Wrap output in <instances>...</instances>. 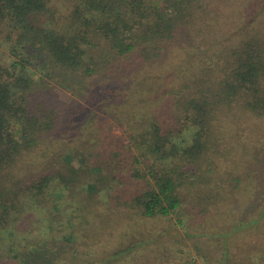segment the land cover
<instances>
[{
  "label": "trees",
  "instance_id": "1",
  "mask_svg": "<svg viewBox=\"0 0 264 264\" xmlns=\"http://www.w3.org/2000/svg\"><path fill=\"white\" fill-rule=\"evenodd\" d=\"M0 40V264H139L95 248L174 216L264 264V0H0Z\"/></svg>",
  "mask_w": 264,
  "mask_h": 264
},
{
  "label": "rangeland",
  "instance_id": "2",
  "mask_svg": "<svg viewBox=\"0 0 264 264\" xmlns=\"http://www.w3.org/2000/svg\"><path fill=\"white\" fill-rule=\"evenodd\" d=\"M251 1L253 0H250V2ZM8 53L9 52L6 50L5 44H3L0 40V56L3 58L4 62L10 61ZM167 66L168 70L156 71L155 78L152 77L148 82L142 85L143 88L141 91H144V94H147V92L150 91V88L159 91L162 87H171L172 84L170 82L173 79H177L178 75H180L179 78H181L182 76L189 74L187 71L184 72L183 70L177 69L179 66L177 62ZM104 90L105 89L99 90L96 97L101 98ZM81 100L83 99L80 97L78 101ZM94 101L95 99L89 100V102H86L85 100L81 101L82 104L75 112L79 113L78 115L80 117L85 115L90 109L93 110L92 103ZM63 129V132H71L72 125H65ZM115 132L122 133L123 131L116 129ZM257 146L259 149H262L261 154L258 155L261 157L260 159L263 162L264 136L260 138ZM256 152H258V150ZM239 214L240 211H237L235 215L240 216ZM248 214L249 213H247V215ZM247 215L244 213L243 217L246 219ZM198 221L199 220L196 219V223L192 225L193 228L189 229L187 221L185 225L186 227H182L181 224L178 223L176 216L171 218L142 219L137 223L120 228V232H127L124 239H120L118 231L117 234L113 236V241L110 239L100 241L95 249L99 248L100 250L101 248H107L109 251H115L117 247L123 246L124 244L128 245L133 242V260L138 261L139 264H182V259L189 253L194 254L199 264H205L203 258L197 252L194 245H198L201 248V252L203 251L205 254H210L213 243L210 242V245L207 242H204V238L201 237V235L196 237L193 236L194 234L190 236L186 233L187 230L192 231L194 229L196 234H202L204 231L208 230V227L203 226V223L200 224ZM211 229H215V227H212Z\"/></svg>",
  "mask_w": 264,
  "mask_h": 264
}]
</instances>
